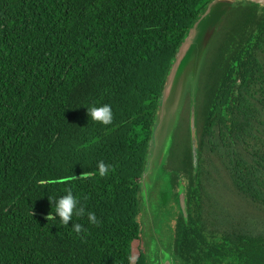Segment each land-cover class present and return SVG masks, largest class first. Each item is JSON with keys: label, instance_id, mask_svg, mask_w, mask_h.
I'll return each instance as SVG.
<instances>
[{"label": "trees", "instance_id": "trees-1", "mask_svg": "<svg viewBox=\"0 0 264 264\" xmlns=\"http://www.w3.org/2000/svg\"><path fill=\"white\" fill-rule=\"evenodd\" d=\"M210 1L0 0V264H150L140 223L149 142L175 54ZM94 104L112 106L111 125L88 117ZM196 116L198 167L189 127L166 166L175 264H264V234L211 201L216 172L264 211V5L238 0L220 24ZM98 161L110 165L103 177ZM69 188L97 224L47 221Z\"/></svg>", "mask_w": 264, "mask_h": 264}, {"label": "water", "instance_id": "water-1", "mask_svg": "<svg viewBox=\"0 0 264 264\" xmlns=\"http://www.w3.org/2000/svg\"><path fill=\"white\" fill-rule=\"evenodd\" d=\"M238 0H211L200 12L192 26L186 33V37L181 42L173 59L169 74L166 77L163 91L160 96L158 111L153 125L152 136L149 142L148 154L145 169L142 177V203L141 212L145 207L149 215V189L162 178L171 186L172 176L167 171L166 166L172 154L175 143V132L178 122L184 116L188 98L191 97L194 105L191 108L190 131L194 165L199 164V138L196 116V100L200 90L203 68L206 64L209 51L217 30ZM264 5V0H247ZM180 205L182 211L187 215L186 197L181 194ZM173 211L175 212L174 208ZM174 213V219H175ZM149 220L151 218L149 215ZM171 220V219H170ZM170 231L173 228V220L170 223ZM143 229L141 226V234ZM149 232L144 238L146 239ZM167 248L161 249L157 261L150 264H175L173 253V241L170 237Z\"/></svg>", "mask_w": 264, "mask_h": 264}, {"label": "rangeland", "instance_id": "rangeland-1", "mask_svg": "<svg viewBox=\"0 0 264 264\" xmlns=\"http://www.w3.org/2000/svg\"><path fill=\"white\" fill-rule=\"evenodd\" d=\"M194 105L191 101V97L188 98L187 105L185 108L184 116L180 118L178 126L175 130L177 135L183 136L187 131V127L190 128V117L191 108ZM188 118H186V117ZM217 162V161H216ZM218 164V162H217ZM219 165V164H218ZM215 184L211 191L212 204L215 207H219L220 210H226L228 206L232 207L235 215L241 218L244 222L247 221L248 224L254 228L256 233L264 232V211L257 210L256 212L252 209V204L248 202V199H241L235 193L231 192L226 185L225 179L218 177L215 172ZM171 186L167 182L162 181V178L154 184L152 188L149 189V215L151 222L149 220V215L143 208L140 214V223L144 232H142L141 246L145 249L151 261H157L160 256L161 249L167 248L168 244L171 242V231L170 223L174 219V211L171 199ZM170 200V201H169ZM171 203V204H170ZM171 219V220H170ZM148 237L144 244V238L149 232Z\"/></svg>", "mask_w": 264, "mask_h": 264}, {"label": "clouds", "instance_id": "clouds-1", "mask_svg": "<svg viewBox=\"0 0 264 264\" xmlns=\"http://www.w3.org/2000/svg\"><path fill=\"white\" fill-rule=\"evenodd\" d=\"M87 115L93 122L104 126L111 125L113 122V112L110 104H102L99 106L94 104L87 108ZM96 166L100 176L107 175L110 165L105 164L103 161H98ZM88 178V176H81L79 179L86 180ZM51 202L52 211L47 215V221L55 220L58 217L63 225L68 226L69 221H72L74 216L83 217L87 215V220L90 224L95 225L98 223L95 213L90 211L86 212V209L81 205L80 200L75 197L70 188L66 190L65 195H61ZM72 228L76 234L87 232V229L80 223H73Z\"/></svg>", "mask_w": 264, "mask_h": 264}, {"label": "flooded vegetation", "instance_id": "flooded-vegetation-1", "mask_svg": "<svg viewBox=\"0 0 264 264\" xmlns=\"http://www.w3.org/2000/svg\"><path fill=\"white\" fill-rule=\"evenodd\" d=\"M255 3V2H254ZM258 4V3H257ZM186 186H187V183H186ZM180 188V189H179ZM179 190V191H178ZM175 192H176V200H178V202H179V205H180V200H181V194L184 192V194H185V197H186V209H187V215H185L184 213H183V211H182V208H180L181 209V211H182V213H183V215L185 216V218L186 219H188V217H189V213H188V204H187V196H186V192H187V190L185 189V187L184 186H180V187H176V189H175ZM251 204H252V209L256 212L258 209H257V207H256V205H255V203L252 201L251 202ZM180 207H181V205H180ZM177 208V216L178 217H180L181 216V211H180V209H179V207H176ZM177 222V221H176ZM175 222V223H176ZM252 224H249V227L251 228V230H252V232L254 233V234H257V235H263L264 234V232L263 233H256L255 231H254V228L251 226Z\"/></svg>", "mask_w": 264, "mask_h": 264}]
</instances>
